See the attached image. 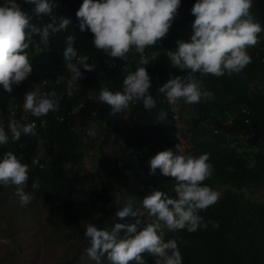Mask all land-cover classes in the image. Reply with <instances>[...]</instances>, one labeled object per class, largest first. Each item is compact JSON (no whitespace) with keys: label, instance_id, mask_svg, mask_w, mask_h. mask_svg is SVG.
<instances>
[{"label":"trees","instance_id":"obj_1","mask_svg":"<svg viewBox=\"0 0 264 264\" xmlns=\"http://www.w3.org/2000/svg\"><path fill=\"white\" fill-rule=\"evenodd\" d=\"M3 2L4 0H0V5ZM17 2L21 4L23 11L31 14L32 5L24 3V0ZM54 2L57 7L53 9L51 20L55 19L58 23L60 17L68 18V28L50 35L51 42L47 47L39 43L27 50L33 71L27 80L13 87L12 93L5 92L0 85V108L5 109L12 102L21 100L30 86L38 85L44 79L53 83L58 77L63 80L67 78L70 72L65 67L62 54L68 35L76 37L74 47L77 55L88 58L79 66L82 73L81 84L69 94L66 93L64 82L49 84L47 92L55 90L61 97L59 110L41 117L46 119V126L43 130L36 131V135L22 134L19 140L13 142L11 133H8L9 143L0 145V159L6 152H12L22 163L28 165L29 179L25 191L32 195L45 194L53 200V229L62 243L69 244L67 251L70 253L69 257L58 264H85L87 256H84V252L90 247L89 241L84 237L87 223L110 231L116 222L123 224L128 219L132 223L134 217L120 219L116 216L125 205L132 204L133 210L140 208L143 198L157 190L172 197V178L150 174L151 155L165 151L166 147L172 148L175 144V140L169 138L175 135V128L172 124L165 125L169 119L168 114L165 119H159L160 112L163 110L167 113V109L157 101L156 96L163 77L167 74L170 73L171 78L186 75L170 66L167 51H174L178 40L190 41L191 25L195 17L192 14L175 17L167 35L161 39L162 46L155 45L145 49L146 56H150L153 51L158 53L157 60L144 65L151 79L149 93L156 100V107L146 111L142 102H136L123 119V112L111 115L109 106L87 96L92 92H100L102 84L109 91H123L127 71L121 70L120 64H110V57L93 46L90 31H80L76 12L83 0ZM195 2L196 0H181L180 7L186 5L191 10ZM251 12L264 28V0H253ZM37 20L38 17L33 16L32 23L36 24ZM39 41L38 35L32 37L31 42ZM257 44L258 48L248 49L252 62L239 74H225L221 77H199L197 74L204 88L213 93L212 100H202L194 105H186L181 101L183 107L193 113L190 130L204 124L206 128H201V132L220 129L226 133V136L205 135L190 150L189 154L196 156L210 154L208 162L213 165L214 171L211 178L203 183L219 192L220 198L215 205L199 213L208 224L206 229L192 233L186 230L170 232L166 229L165 242L176 239L182 264H264V199L255 197L264 188V62L261 61L264 55V31L259 34ZM139 61V55L128 56V74L141 66ZM85 63L94 66V70L88 72L83 69ZM81 101L82 106L77 112L66 117V112L74 110ZM243 107L246 110L242 112ZM61 116L65 119L59 122L57 118ZM231 117V124L223 126L224 120ZM91 122L105 127L107 134L98 139L97 166L91 173L96 189H92L90 200L96 216L90 218L89 214L86 218L80 212V195L78 196L83 136L76 133L74 127L86 126ZM3 126L7 132V125ZM249 126L257 128L258 136H249ZM120 128H123L122 138L124 132L132 134L131 140L125 141L122 146L118 145L117 138H113V133H117ZM201 132L197 130V134H202ZM40 138L47 157V164L42 161V167L31 163ZM108 147L110 149L106 151ZM37 180L40 187L33 190L31 185ZM127 180L134 184L135 191L126 193L123 190ZM11 191H15V188L0 185V197L16 195ZM115 191L118 192V197ZM84 218L88 220L84 221ZM213 221L218 222L217 228L210 223ZM143 222L146 224L150 221L143 219ZM120 234L123 235V231ZM141 255L145 264H155L154 256L146 252ZM106 260L107 257L104 256L100 262L106 263Z\"/></svg>","mask_w":264,"mask_h":264},{"label":"clouds","instance_id":"obj_2","mask_svg":"<svg viewBox=\"0 0 264 264\" xmlns=\"http://www.w3.org/2000/svg\"><path fill=\"white\" fill-rule=\"evenodd\" d=\"M24 3L33 6L31 14L23 11L17 0H4L0 5V85L7 93H12L13 87L27 80L33 71L27 50L39 43L47 47L51 42L49 36L65 31L70 24V20L65 17H60L58 23L55 19L51 20L53 9L57 7L54 0H24ZM180 3L181 0H83L76 12L80 31H90L93 46L110 57V64H120V69L127 71L123 91L112 92L102 84L100 92L89 93L87 98L109 106L111 115L123 112V119L136 102H142L146 111L156 107V100L149 93L152 83L144 65L157 60L158 53L153 51L150 56H146L145 49L162 46L161 39L167 35L175 17L186 14L195 17L190 41L178 40L176 49L167 51L170 66L186 75L171 78L170 73L167 74L156 96L157 101L167 109V113L163 110L160 112L159 119H165L168 114L165 125L172 124L175 128V135L169 137L175 140V144L172 148L166 147L165 151L151 155L150 174L172 178V197L157 190L143 198L140 208L133 210L132 204L125 205L116 216L120 219L134 217L135 222L115 223L110 231L87 223L84 237L90 247L86 251L97 264L104 256L110 264H130L133 261L135 264H145L141 255L145 252L156 258L155 264H182L176 239L165 242L162 225L170 232L186 230L192 233L206 229L208 224L199 213L215 205L220 198L219 192L203 183L211 178L214 171L213 165L208 162L210 154L196 156L189 153L194 143L205 138V135L226 136V133L220 129L201 132V128H206L204 124L190 130L191 124L181 120L188 114L191 121L193 113L183 107L181 101L186 105H194L202 100H212L213 93L204 88L199 77L231 76L243 71L252 62L248 49L258 48L259 34L264 28L251 12L253 0H196L191 10L186 5L180 7ZM33 16L38 17L36 24L32 23ZM34 35L39 36L38 43L31 42ZM75 39L74 35L65 38L66 46L62 54L70 74L64 80L58 77L53 81L55 84L64 82L67 94L80 86L82 73L79 66L88 59L87 56L77 55ZM130 54L139 55L141 66L128 74ZM262 57L261 61L264 62V55ZM82 68L88 72L94 70V66L87 63ZM69 80H72L71 86ZM53 83L44 79L40 84L30 86L21 100L12 102L5 109L0 108V115L4 117L3 125H7L8 129L6 132L0 123V145L9 143L8 133H11L14 142L22 134L36 135V131L45 128L46 119L41 117L58 111L61 100L55 90H46ZM82 103L72 110L73 114ZM11 109H18L19 112L14 117H7ZM245 110L243 107L242 112ZM21 111L30 116L28 121L18 126ZM65 115L72 116L68 112ZM57 119L61 122L65 117ZM30 121H35L36 125ZM231 122L232 117L225 119L222 124L228 127ZM153 125L155 127L156 123ZM87 128L95 131L94 137L85 133ZM180 128L184 129L187 139L180 135ZM197 130L202 134H197ZM74 131L83 138L96 141L101 135L107 134L106 128L97 122L86 126L75 125ZM122 133L123 128H120L117 133H113V138H121L124 142L131 140V133L124 132V136L130 137L127 140L121 137ZM248 134L253 137L259 133L257 128L249 126ZM42 142L40 138L38 149L31 159L33 166L42 167V161L47 164ZM34 158L38 159L37 164H34ZM28 172V165L10 151L0 159V185L14 187L21 206L33 199L32 194L25 191ZM31 187L33 190L38 189L39 181H34ZM145 215L152 218L146 224L142 220ZM210 223L214 228L219 226L218 222Z\"/></svg>","mask_w":264,"mask_h":264},{"label":"rangeland","instance_id":"obj_3","mask_svg":"<svg viewBox=\"0 0 264 264\" xmlns=\"http://www.w3.org/2000/svg\"><path fill=\"white\" fill-rule=\"evenodd\" d=\"M181 121L190 123L188 114ZM179 133L187 139L183 128L179 129ZM129 138V136H124L125 140ZM117 141L119 146L124 144L121 138ZM98 142L82 138L83 156L79 165L81 185L78 196L80 195V212L86 218H88L87 215L89 214L90 218L96 216V211L90 198L92 189H96V182L91 173L97 166ZM109 149L108 147L106 151ZM154 155L155 153L152 154V156ZM133 187L134 184L128 183L127 180L123 190L126 193H130L135 191ZM11 192L15 194V191ZM115 195L118 197L117 191H115ZM32 196V201L24 206H21L17 195L0 197V264H58L65 257L70 256L67 251L69 244L62 243L53 229L52 218L55 210L53 200L45 194H33ZM255 197L264 199V188L259 190ZM86 218L83 220L87 221L88 219ZM135 219L133 218L132 223L135 222ZM143 219L151 221L152 218L145 215L142 217ZM125 223L130 222L126 219ZM165 231L166 228L162 225L163 237ZM84 256H87L85 264H97V261L87 255V251L84 252ZM99 264H110V262L108 260H106V263L99 261ZM130 264H135V262H130Z\"/></svg>","mask_w":264,"mask_h":264},{"label":"built area","instance_id":"obj_4","mask_svg":"<svg viewBox=\"0 0 264 264\" xmlns=\"http://www.w3.org/2000/svg\"><path fill=\"white\" fill-rule=\"evenodd\" d=\"M69 84L70 86L72 85V80H69ZM15 108H17V105L15 106ZM174 109V108H173ZM18 109H11L10 111H8L7 113V117H14L16 114H17ZM74 111H71V112H68V114H73ZM29 116L30 114L28 113H25V111H21L20 112V118L17 120V123H18V126L26 121L29 120ZM25 117H27L25 119ZM173 117L175 118L176 117V114L174 113L173 114ZM0 123H2V125L4 124V117L2 115H0ZM29 123H34L36 125V122L35 121H30ZM85 133L88 135V136H91V137H94L95 136V131L91 128H87ZM34 164H37L38 163V159L37 158H34L33 160Z\"/></svg>","mask_w":264,"mask_h":264}]
</instances>
